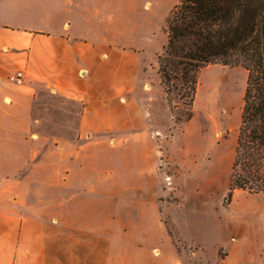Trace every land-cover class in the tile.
Listing matches in <instances>:
<instances>
[{
	"label": "crops",
	"instance_id": "obj_1",
	"mask_svg": "<svg viewBox=\"0 0 264 264\" xmlns=\"http://www.w3.org/2000/svg\"><path fill=\"white\" fill-rule=\"evenodd\" d=\"M150 4L0 0V264H191L162 207ZM42 89L81 105L74 138L40 133Z\"/></svg>",
	"mask_w": 264,
	"mask_h": 264
},
{
	"label": "rangeland",
	"instance_id": "obj_2",
	"mask_svg": "<svg viewBox=\"0 0 264 264\" xmlns=\"http://www.w3.org/2000/svg\"><path fill=\"white\" fill-rule=\"evenodd\" d=\"M173 1L150 4L157 15L136 36L143 77L153 87L162 207L172 209L175 223L168 225L169 232L186 263L264 264V194L236 190L229 196L248 71L222 65L202 69L193 117L177 121L188 109L176 99L172 111L158 74V56L167 43V8L171 11L179 0ZM80 109L78 102L42 89L34 118L49 139L74 138Z\"/></svg>",
	"mask_w": 264,
	"mask_h": 264
},
{
	"label": "trees",
	"instance_id": "obj_3",
	"mask_svg": "<svg viewBox=\"0 0 264 264\" xmlns=\"http://www.w3.org/2000/svg\"><path fill=\"white\" fill-rule=\"evenodd\" d=\"M166 32L158 74L172 111L176 99L188 109L177 121L193 117L202 69L248 71L229 196L236 190L264 194V0H179Z\"/></svg>",
	"mask_w": 264,
	"mask_h": 264
},
{
	"label": "built area",
	"instance_id": "obj_4",
	"mask_svg": "<svg viewBox=\"0 0 264 264\" xmlns=\"http://www.w3.org/2000/svg\"><path fill=\"white\" fill-rule=\"evenodd\" d=\"M11 80L17 85H22L24 82V72L17 71L12 77Z\"/></svg>",
	"mask_w": 264,
	"mask_h": 264
}]
</instances>
